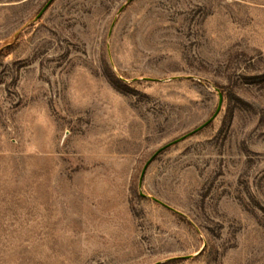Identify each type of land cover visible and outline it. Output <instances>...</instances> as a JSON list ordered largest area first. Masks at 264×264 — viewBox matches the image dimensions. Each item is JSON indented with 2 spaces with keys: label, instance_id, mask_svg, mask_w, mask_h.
I'll return each mask as SVG.
<instances>
[{
  "label": "rangeland",
  "instance_id": "374dc122",
  "mask_svg": "<svg viewBox=\"0 0 264 264\" xmlns=\"http://www.w3.org/2000/svg\"><path fill=\"white\" fill-rule=\"evenodd\" d=\"M49 2L0 0V264H264V0Z\"/></svg>",
  "mask_w": 264,
  "mask_h": 264
},
{
  "label": "water",
  "instance_id": "95a60500",
  "mask_svg": "<svg viewBox=\"0 0 264 264\" xmlns=\"http://www.w3.org/2000/svg\"><path fill=\"white\" fill-rule=\"evenodd\" d=\"M52 0H50V2L47 4L46 8H44V10L47 9V7L49 6V4L51 3ZM43 10V11H44ZM223 100H224V97H223V94H220V102H219V106H218V109L216 111V113L214 114V116L208 120L206 123H204L202 126H200L198 129L194 130L193 132H191L190 134L174 141V142H171L169 144H167L166 146L162 147L161 149H159L153 156L152 158L146 163V165L144 166V169L142 171V174H141V178H140V185L142 184V181L144 179V176H145V173H146V170L147 168L149 167V165L151 164V162L162 152L164 151L165 149L169 148L170 146L174 145V144H177L179 143L181 140H184L185 138H187L189 135H192V134H195L197 132H199L200 130L204 129L205 127H207L215 118L216 116L218 115V113L220 112V110L222 109V104H223ZM141 195H144V194H141Z\"/></svg>",
  "mask_w": 264,
  "mask_h": 264
},
{
  "label": "trees",
  "instance_id": "16d2710c",
  "mask_svg": "<svg viewBox=\"0 0 264 264\" xmlns=\"http://www.w3.org/2000/svg\"><path fill=\"white\" fill-rule=\"evenodd\" d=\"M108 78H109V81H110L111 85H112L116 90L121 91V89H120L119 87H122V85H123L124 83H122V81L118 80V79L115 78L114 76H109ZM124 85H125V84H124ZM124 87H125V86H124ZM125 88H126V87H125ZM180 259H183V258L173 259V260H171V261H168V262H166V263H162V264H176V263L182 261V260H180Z\"/></svg>",
  "mask_w": 264,
  "mask_h": 264
}]
</instances>
